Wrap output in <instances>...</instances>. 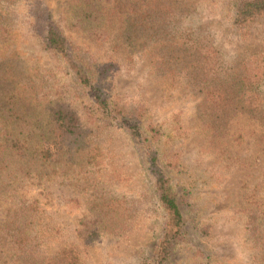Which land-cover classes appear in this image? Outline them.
<instances>
[{
	"label": "rangeland",
	"instance_id": "374dc122",
	"mask_svg": "<svg viewBox=\"0 0 264 264\" xmlns=\"http://www.w3.org/2000/svg\"><path fill=\"white\" fill-rule=\"evenodd\" d=\"M243 1L95 0L103 19L81 22L75 13L72 23V0L0 2L21 57L38 75L37 90L51 100L63 96L80 113L101 155L81 173L35 176L0 190V264H153L166 216L146 163L150 126L184 202L187 243L170 264H264V16L240 26ZM38 8L87 61L111 67L110 90L139 111L143 136L117 122L89 125L82 90L32 28ZM129 26L137 30L130 39L136 51L124 47ZM193 46L219 82L195 89L187 78L199 63L189 55ZM212 89L225 91L224 100L207 98ZM102 199L114 205L115 218L101 214Z\"/></svg>",
	"mask_w": 264,
	"mask_h": 264
},
{
	"label": "trees",
	"instance_id": "16d2710c",
	"mask_svg": "<svg viewBox=\"0 0 264 264\" xmlns=\"http://www.w3.org/2000/svg\"><path fill=\"white\" fill-rule=\"evenodd\" d=\"M4 1L12 3L14 0H0ZM72 5L74 11L70 23L76 21L75 13L81 22L103 19L101 7L95 0H72ZM148 9L152 8L141 10L143 16H149ZM238 9L235 20L240 26H245L264 16V0H245ZM36 10L32 13V28L43 41L45 50L65 62L82 90L88 103L85 116L89 125L100 128L117 122L123 131L143 136L146 124L139 111L121 106L110 90L112 86L106 80L111 67L87 61L61 27L52 22L51 15L43 8ZM123 34L129 40L125 49L136 51L138 45L133 43L138 41H130L138 39L135 26H129ZM13 36L12 29L0 16V190L27 178L60 177L76 171L81 173L89 164L99 165L100 148H93L91 131L80 113L67 105L63 96L51 100L48 95L40 94L35 80L38 75L30 72ZM198 46L188 51L194 50V54L189 55L198 56L199 63L194 64L193 71L189 68L185 70L195 89L221 80L216 73L204 70L205 65L200 62L203 53ZM225 95L223 90L212 89L206 96L220 100V103ZM146 133L150 137L143 143L147 153L146 163L155 178L159 203L166 216L164 240L152 263L170 264L176 251L187 243L184 202L161 166L160 152L154 148L159 131L150 126ZM111 206L114 207L113 204ZM111 206L104 199L101 214L105 212V217L112 215L113 219L117 214L111 212Z\"/></svg>",
	"mask_w": 264,
	"mask_h": 264
}]
</instances>
